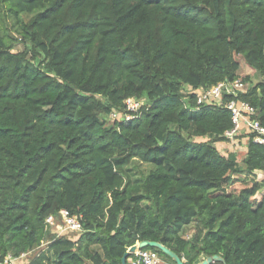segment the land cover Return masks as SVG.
I'll use <instances>...</instances> for the list:
<instances>
[{"label":"trees","instance_id":"16d2710c","mask_svg":"<svg viewBox=\"0 0 264 264\" xmlns=\"http://www.w3.org/2000/svg\"><path fill=\"white\" fill-rule=\"evenodd\" d=\"M8 20L30 47L14 52ZM237 56L264 77V0H0L1 254L44 241L29 264H122L150 240L186 264H264V145L240 166L218 149L232 114L184 94L242 78ZM240 97L264 127V81ZM129 98L141 117L107 126ZM61 210L82 233L53 240Z\"/></svg>","mask_w":264,"mask_h":264},{"label":"built area","instance_id":"2783aa9c","mask_svg":"<svg viewBox=\"0 0 264 264\" xmlns=\"http://www.w3.org/2000/svg\"><path fill=\"white\" fill-rule=\"evenodd\" d=\"M249 88L250 83L239 78L234 81H223L209 89L190 88L184 94L187 97L189 95L196 97V106L193 111H200L205 107H224L232 114L234 127L224 134L225 142L239 147V137L248 135L253 143L264 145V127L258 118V110L240 97L242 94H247ZM227 96L233 99L225 101ZM125 103L126 111L119 113L125 122L139 119L143 110L147 109L144 99L129 98ZM45 226L46 231L55 237L53 240L68 232H83L81 218L70 215L66 210H61L59 217L49 216L45 221ZM49 243L43 241L36 250L23 252L18 256L12 253L3 256L0 250V264H29ZM161 262L159 255L151 250H140L129 259V264H160Z\"/></svg>","mask_w":264,"mask_h":264},{"label":"rangeland","instance_id":"374dc122","mask_svg":"<svg viewBox=\"0 0 264 264\" xmlns=\"http://www.w3.org/2000/svg\"><path fill=\"white\" fill-rule=\"evenodd\" d=\"M6 30H3L2 33H8L10 34L12 37H15L17 40L14 42V52H19L24 50L27 47H30L31 44L29 43V41L22 39V36L20 34L17 33V28L13 21L8 20L6 23ZM238 61L240 62L241 68L239 71V74L242 78L248 77L250 79V86H256L258 85L260 82L264 81V77L258 73L257 71H255L254 69H252L244 60V58L242 56H237ZM103 121L106 123L107 126H113L115 124V122L117 121H122V117L118 112H112L109 116H102ZM196 141L199 140H206V138L204 139H195ZM239 147L236 146H232L230 143L228 142H220L218 144V149L220 151V153L228 155L229 153H233L235 152L237 155V159L239 161V165L243 166L244 165V157H245V147L247 146L248 142H249V136L248 135H242L239 137ZM129 169L131 171L132 174L140 176L142 173L147 174L152 167L150 165L147 164H143L137 161H134L130 166ZM258 177V181L259 182H264V173H258L257 175ZM197 233V228L195 224H192L191 226L187 227L185 229V231L183 232V236L185 237V239L187 240H191L194 238V236ZM73 233L68 232V235H72ZM162 262L160 264H173L168 260H164L161 259Z\"/></svg>","mask_w":264,"mask_h":264},{"label":"water","instance_id":"95a60500","mask_svg":"<svg viewBox=\"0 0 264 264\" xmlns=\"http://www.w3.org/2000/svg\"><path fill=\"white\" fill-rule=\"evenodd\" d=\"M146 248H154L163 252L165 255L170 257L175 264H186L184 260L174 251L164 246L160 242L150 240L140 241L139 243L131 246L124 254L122 258V264H127L128 259L131 258L136 252L144 250ZM215 262H224V259L219 255L208 256L206 254H201L194 264H213Z\"/></svg>","mask_w":264,"mask_h":264}]
</instances>
